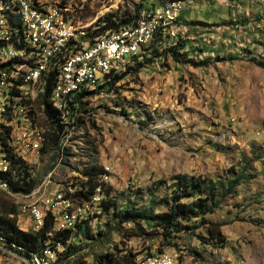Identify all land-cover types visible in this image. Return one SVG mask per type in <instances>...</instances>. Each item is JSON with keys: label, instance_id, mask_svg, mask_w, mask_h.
<instances>
[{"label": "rangeland", "instance_id": "1", "mask_svg": "<svg viewBox=\"0 0 264 264\" xmlns=\"http://www.w3.org/2000/svg\"><path fill=\"white\" fill-rule=\"evenodd\" d=\"M28 1L61 7L85 36L94 35L90 30L109 13L133 12L140 3H153L159 9L164 5L157 0ZM156 7L143 9L139 15ZM178 16L176 37L188 40L183 48L186 57L204 60L203 65L163 55L176 37L158 33V40L148 50L124 60L115 83L99 84L83 99L80 109L75 104L80 116H75L69 127L67 119L74 108L68 105L63 127L69 128V134L60 136L57 149L40 150L50 128L49 118L38 106L34 108L44 140L29 150L25 159L15 162L12 185L34 177L37 182L30 190L40 186L38 197L45 194L41 190L45 186V191L57 187L70 193V189L73 198L78 184L85 180L83 169L97 165L105 170L98 176L103 186L95 188L88 208L81 211L83 219L89 216L90 238H76L82 249L68 259L62 255L61 264L76 259L93 264L97 254L114 245L138 252L139 258L150 256L147 252L167 254L172 264H264V67L257 64L264 61V0H190ZM189 20L208 24L191 25L186 23ZM138 61L141 65L136 72L125 67ZM239 171L246 178L235 185L237 193L224 197L207 215L221 223V244L186 235L174 240L178 247H164L157 253L158 237L148 236L151 229L142 220L117 226L112 207L99 205L106 196L100 191L104 187L109 188L107 195L116 200L118 209L132 204L137 214L155 198L153 209L161 211L174 174L200 175L225 183ZM0 190L16 204L17 198ZM77 204L76 200L74 207ZM20 221L21 229H30ZM195 232L204 234L203 227ZM128 233L132 235L126 236ZM70 242L71 238L63 243L64 250ZM0 264L26 262L0 247Z\"/></svg>", "mask_w": 264, "mask_h": 264}, {"label": "trees", "instance_id": "2", "mask_svg": "<svg viewBox=\"0 0 264 264\" xmlns=\"http://www.w3.org/2000/svg\"><path fill=\"white\" fill-rule=\"evenodd\" d=\"M162 4L168 0H157ZM161 4V5H162ZM154 4L147 6L140 3L135 7L133 12H127L122 15H114L109 13L103 19L99 20V23L92 30L94 34H99L105 30H115L122 28L123 26L133 25L139 18V12L143 9H153ZM13 7H10L12 9ZM9 23L11 26L19 27V19L16 11L8 12ZM68 18V17H66ZM179 21V16L177 18ZM176 21V22H177ZM186 23L191 25H207L208 22L202 20H189ZM158 39L155 37L150 44L156 42ZM188 44V40L177 36L176 39L168 44V47L164 49V54H168L175 61H179L181 57L193 66H200L205 63L204 60H194L186 57L188 53L183 51V48ZM150 47V45H149ZM148 47V48H149ZM152 49H155L152 47ZM138 55L133 54L131 57L135 59ZM1 63L0 65H4ZM257 64L264 67V61H257ZM140 62H136L133 65L126 64L125 67H129L136 72ZM55 66H52L47 71L45 76L43 94L40 96V100L45 104V114L49 118L47 120L50 126L46 132V138L41 146L40 150L58 148L60 136L65 132L63 124L59 126V122L56 120V111L48 103V92L50 91L54 79L56 78ZM56 69V68H55ZM120 77V74L110 75L109 79L103 85H111L115 83ZM93 92L82 89L75 94L72 101H69V107L74 108L73 102L77 104V108L80 109L85 97H89ZM54 116V117H53ZM56 120V121H55ZM70 125V124H66ZM60 135V136H59ZM17 162V160H16ZM85 176V180L81 181L73 196V201L88 200L94 192L95 188L99 185L103 186V182L98 180V176L105 172L100 166L90 165L89 167L81 171ZM246 178L243 171L233 174L231 177L226 178L225 183L220 180H212L205 176L200 175H188L186 173H176L171 177L170 193L162 198L165 209L161 211H154L153 207L157 203L155 198H151L149 204L144 210H140L137 214H134L132 204H126L123 208H117L115 206L116 200L108 197L109 188H100V191L105 193V197L99 200V205L108 209L112 207V215L117 226H120L123 222L143 221L147 227L151 230L148 232L149 237H158L157 253H162L164 247H178L175 239H180L186 235L197 237L200 242H210L212 244H221L224 241V236L221 232V223L213 221L207 218L208 214L214 212L215 208H218L221 200L228 195H235L237 190L235 185L239 183L240 179ZM37 181L30 178L28 182L23 184L15 183L13 188L16 190L29 191ZM47 184V183H46ZM45 186L41 190L46 193ZM102 189V190H101ZM101 192V193H102ZM102 193V194H103ZM5 192L0 190V239L1 243L8 247L20 246V248H14L12 250L27 256L30 258L31 252L40 251L47 247H52L56 242L65 243L67 239L71 238V242L67 245L66 250L60 252L57 262H60V257L63 255V259H68L72 252H78L81 250L80 244H77V240L89 239L90 226L89 216L86 219L77 220L71 227L64 228L63 230H55L53 228V222L50 217H46L44 224L39 229H27L23 230L18 225L17 217V202L16 204L7 199ZM81 197V198H80ZM87 198V199H86ZM134 214V215H133ZM203 227L202 232H195L196 228ZM137 234H141L140 231ZM131 236L132 233L125 234ZM77 238V240H76ZM80 238V239H78ZM74 241V242H73ZM13 245V246H12ZM191 253L196 254L194 251ZM147 255H152L147 252ZM138 252H133L130 248H118L114 245L109 251L99 253L95 256L93 264H140ZM84 264L82 261L76 259L66 262L65 264Z\"/></svg>", "mask_w": 264, "mask_h": 264}, {"label": "bare ground", "instance_id": "3", "mask_svg": "<svg viewBox=\"0 0 264 264\" xmlns=\"http://www.w3.org/2000/svg\"><path fill=\"white\" fill-rule=\"evenodd\" d=\"M20 1H22V7H29L30 1L28 0H11L10 2L8 0H0V53L4 51V41L7 51V54H0V64L5 63L4 65H0V189L18 199L17 210H33V208L42 205L47 199H52L58 191L62 192V197H67V199L63 204L54 209L52 224L55 230H63L64 228L71 227L77 220L83 218L81 213L88 208V201L91 197L88 200L84 199L80 201L76 205L77 207H74L76 200L73 201L70 193L64 189L55 187L52 191H48L40 196V198L38 197L40 186L30 191L22 192V190L14 189L10 182L11 172L16 160L18 158L25 159L28 152L22 151L20 154L18 148H23L28 143V133H32L34 128H36L35 106H38L46 113L45 104L40 100V96L43 94L45 76L48 69L52 66H55L56 69H62L64 63L69 60L72 53L78 52L79 49L87 48V46H93V42H98V35L99 41H107L113 34H131L136 24L148 23V27H155L152 39H147V47H149L151 41L157 37L158 33L164 31L166 32L165 35L171 39L176 37L177 31L168 30L166 26L155 25V20H152V14H155V10L140 14L138 20L133 25L123 26L115 30H105L92 36H85L82 30H76L71 21L65 19L64 28L67 31H71V33H65L64 42H54L46 54V61L40 63L37 57L38 46L36 37L29 33V28L23 26L24 11L21 9ZM10 7L13 8L10 9ZM61 9L59 7V10ZM13 10L18 15L19 27L11 26L9 23L8 12H13ZM159 12H167V2L162 5ZM64 13V10H61V18H66ZM59 20L60 12H53L52 21ZM145 50H148V48H137L122 53L119 61L112 62V67H102L101 74H96V79L94 80H92L90 72L70 74L72 85L70 92L65 93V100H73V95L82 89L93 91L99 84L106 82L110 75L122 70L124 68L123 64H125L124 60L133 54L138 55ZM93 67H95V57L85 58V68L93 69ZM35 74L37 76H34ZM83 79L85 82L91 83L89 85H80V81H83ZM48 103L56 111V117H53L57 118L56 120L60 123V126L64 122V114L68 105H63L60 109V102H55L52 96H48ZM22 122L24 132H21V136H18L15 145L11 136L15 131L17 123ZM38 130L39 132H44L43 128L39 125ZM68 131L69 128H65V132L61 137L67 138ZM43 140L44 137H39L37 144L29 150L38 148ZM96 189L99 188L97 187ZM68 191L71 190L68 189ZM34 196L36 197L34 198ZM75 213H77V216L72 217V214ZM61 219L71 220V222H59ZM15 247L20 248V246ZM64 249L62 242H56L52 247L31 252L29 260L31 264H54L55 262L61 264L57 262V259L60 252L64 251ZM164 256L170 257L167 254L150 255L143 258V261L151 262L152 258Z\"/></svg>", "mask_w": 264, "mask_h": 264}, {"label": "built area", "instance_id": "4", "mask_svg": "<svg viewBox=\"0 0 264 264\" xmlns=\"http://www.w3.org/2000/svg\"><path fill=\"white\" fill-rule=\"evenodd\" d=\"M190 0H168L167 12H159V6L155 8V14H152V20H155V25L166 26L168 30H176V21L181 9L188 5ZM24 11L23 26L29 28V33L34 35L37 40L38 54L37 57L40 63L46 61V54L49 52L51 45L54 42H64L65 33H71L64 28V20L72 18H61V10L56 8V4H46L45 2H29V7H22ZM60 12V20L52 21V13ZM76 21V20H75ZM79 23V21H76ZM179 27V26H178ZM177 31V30H176ZM155 33V27H148V23L136 24L135 29L131 34H113L107 41L93 42V46L79 49L78 52L72 53L69 60H67L62 69L56 70V78L53 85L46 96H52L55 102H60V109L63 105H68L69 101L65 100V93L70 92L72 81H70V74H83V72H90L92 80L96 79V74H101L102 67H112V62L119 61L121 54L129 52L137 48H148L147 39H152ZM4 38V35H3ZM79 41V40H77ZM68 46V45H66ZM0 54H7L6 43L4 41V51ZM95 57V67L93 69L85 68V58ZM34 76H37L36 74ZM47 76V74H46ZM107 80V77H106ZM91 82L80 81V85H89ZM75 95H73L74 99ZM75 106V103L73 102ZM75 116H80L76 113V106L74 113L67 119V124L72 125ZM70 125H67L69 127ZM66 128V127H65ZM23 130V122L17 123L12 138L16 145L18 136H21ZM39 137H44V132H39L38 125L34 128L32 133H28V143L23 148H18V152L29 151L37 144ZM73 191H70L72 195ZM67 197H62V192L54 194L52 199H47L42 205L33 208V210H17V217L26 220V224L30 229H39L43 224L45 218L48 216L54 220V209L63 204ZM86 208V206H85ZM84 208V209H85ZM78 212V211H77ZM77 216V213L72 214ZM59 222H71V220H59ZM139 263L145 264H171L172 257H157L152 258L151 262H144L143 258H138ZM54 264H57L56 262Z\"/></svg>", "mask_w": 264, "mask_h": 264}, {"label": "water", "instance_id": "5", "mask_svg": "<svg viewBox=\"0 0 264 264\" xmlns=\"http://www.w3.org/2000/svg\"><path fill=\"white\" fill-rule=\"evenodd\" d=\"M0 247H3L4 249H6V250H8L10 252L15 253L17 256H19L20 258H22L26 262V264H31V262H30V260H29V258L27 256H24V255H22V254H20V253H18L16 251H14V250H12L8 246H3V245L0 244Z\"/></svg>", "mask_w": 264, "mask_h": 264}]
</instances>
